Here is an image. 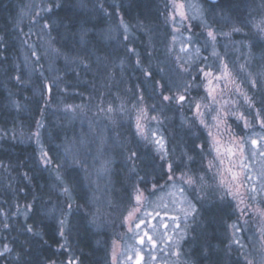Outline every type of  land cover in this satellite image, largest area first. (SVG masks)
<instances>
[{
	"label": "rangeland",
	"instance_id": "rangeland-1",
	"mask_svg": "<svg viewBox=\"0 0 264 264\" xmlns=\"http://www.w3.org/2000/svg\"><path fill=\"white\" fill-rule=\"evenodd\" d=\"M93 1L103 21L94 32L100 55L91 52L94 60L85 63L77 57L66 59L69 73L76 74L79 63L89 72L68 81L70 88L55 65V58L63 54L52 44L48 22L60 0L14 3L15 52L5 63L0 36V65L8 67V83L30 89L32 97L22 95L21 100L13 86L6 103L15 114L10 121L17 124L5 129L0 125V138L31 145L39 163L69 189L62 166L48 164L52 159L44 142L43 118L48 113L63 122L76 121L78 132L71 131L61 142L69 158L60 164L77 170L86 188L93 186L87 199L94 203L88 228L105 233L97 244L107 264H264V0H242L240 11L230 10L238 16L204 0H152L155 22L149 28L140 19L125 18L114 5L110 9L105 0ZM84 4L75 0L72 6ZM138 46L146 50L145 65ZM107 51L110 56H105ZM137 71L142 77L155 72L148 95L125 84L122 73L133 78ZM32 98L38 112L32 108L34 100L28 109ZM162 107L173 109L169 120H175L181 134L169 128ZM184 134L191 140L190 151L182 142ZM145 158L149 162L144 172ZM162 166L164 174L154 177ZM112 176L122 181L112 183ZM189 178L191 184L186 182ZM73 198L70 194L71 205ZM25 206L17 203L11 216L26 222ZM185 211L191 215L186 217ZM211 212L218 219L210 232ZM5 213L0 209V221ZM66 219H61L63 233L68 230ZM208 244L219 256L217 262L208 258ZM7 246L11 251L5 256L15 259ZM70 258L76 259L68 253L64 260L47 264H67Z\"/></svg>",
	"mask_w": 264,
	"mask_h": 264
},
{
	"label": "trees",
	"instance_id": "trees-1",
	"mask_svg": "<svg viewBox=\"0 0 264 264\" xmlns=\"http://www.w3.org/2000/svg\"><path fill=\"white\" fill-rule=\"evenodd\" d=\"M73 1L75 0H60L57 9L52 11L48 18L52 44L63 54V58L59 56L55 58V65L59 71L63 72L64 79L62 83L66 86L71 85L70 82L72 80L75 81L76 77H85L89 73L85 68L80 66V63L75 70L77 71L76 74L69 73L68 68L70 65L66 59L77 57L85 63L94 60L93 57L95 58V56L91 52L95 51L98 56L100 55L99 46L96 45L97 35L94 32L97 29V25H99L97 23L101 24L103 22L98 10L95 8L96 5L93 8V0H80L86 3L81 8H73ZM204 1L210 6L218 4L220 8L224 7L225 12L229 14L232 8H237L236 10L240 11L238 6L242 0ZM16 2H19V0H0V36L4 44L2 53L5 57V63L10 60L11 53L15 52V42H12V35H14L15 30H13L12 23L14 19L13 5ZM104 2L109 8L114 5L129 20L140 19L145 28H149L150 24L155 22L152 0H105ZM115 7H111L110 9H115ZM230 14L233 16L239 15L234 13V11ZM78 22H80L79 27L77 26ZM136 50L138 57L141 58V65H145L148 57L146 50L142 46L136 47ZM106 54L110 56L108 51L105 53V56ZM122 54L121 50L120 55L125 59ZM117 55L119 56L118 53ZM133 68H135L134 65ZM124 72H127V70L125 69ZM154 73L150 72L148 76L142 77L139 71L134 72L133 78L135 80L130 76L131 73L122 74L125 84L129 88L132 87L131 89L133 90L139 88L143 95H148L146 92L147 87H150L149 89L154 88ZM86 77L87 80L92 79V77ZM68 81H70V84ZM8 82V67L0 65V125L3 129L17 124L10 121L12 117L14 118L15 114L10 113L13 107H9L6 103V100L10 99L9 95L12 92L13 86L21 94V100L23 99L22 95L32 97L30 89L14 84L11 85ZM83 83L86 84L87 81ZM51 93V98L56 100V92L51 91ZM154 93L156 94V92ZM32 100H34L32 108L38 112L39 105L34 98L27 102L28 109L29 102ZM44 109H46V105L43 106ZM160 109L162 116L170 123L169 128L172 127L173 131L181 134L180 130L182 129L177 126L175 127V120H169V114L173 113V109L167 107ZM26 111L22 110L20 112L26 113ZM43 119L44 142L48 155L52 159V162L48 164L58 163L59 166H62L60 167V171L63 172L70 192L69 194L63 193L61 183L57 178H54L53 172L50 174L49 168L41 165L37 157L35 158L31 145L16 139L12 141L10 138H0V209L6 211L5 214L1 215L3 218L0 221L2 222L1 234L7 245L12 248V252L16 253L15 259H12L10 256L0 258V264H47L51 259L57 261L64 260L68 253H72L79 264H107L104 260L102 246L97 244L105 233H100L94 227H92L93 231L88 228V215L92 214L91 206L94 203H92V200L88 201L87 199L88 193L90 195L92 193L93 186L89 185L86 188V181L79 179V172L77 170H65V168H68L67 164H60L67 162L69 158L68 152H65V148L61 146L62 140L70 138L71 131L74 130V133L78 132L77 127L80 126H77L76 121L74 123H71L70 120L63 122L57 116L54 117L48 113L44 115ZM72 126H76V128L73 129ZM82 130L86 131L83 127ZM175 138L174 140H179L178 136H175ZM183 138L184 141L182 142L185 145L191 144L190 139L185 140V134ZM186 148L187 151H190L191 145H188ZM146 158L141 161L144 164V168H141L144 172L147 171L146 166L149 162ZM3 170H6L9 174H1ZM163 170L162 166L158 171H154L152 175L154 174V177H161L164 174ZM120 179V176L119 178L115 176L111 177L112 183H119L122 181ZM70 194L74 197L75 202H73L74 204L71 205V208H69V204H71L69 199ZM22 202L26 205L24 208H29L26 222L11 216L15 205ZM207 212H210V209H207ZM214 212H211L212 215H209L212 220V223L209 224L210 232L215 230L217 225L213 221L218 219L215 217ZM65 216L66 220H68V230L63 233L64 236L62 237L60 234L62 230L60 221ZM27 226H31L33 232H38L39 235H33V233L25 231L24 227L26 228ZM63 238L66 243L65 247L62 246ZM207 249L206 254L209 255L208 258L217 262L219 256L215 254L210 244H208ZM18 256L20 257L19 260H17Z\"/></svg>",
	"mask_w": 264,
	"mask_h": 264
},
{
	"label": "snow or ice",
	"instance_id": "snow-or-ice-1",
	"mask_svg": "<svg viewBox=\"0 0 264 264\" xmlns=\"http://www.w3.org/2000/svg\"><path fill=\"white\" fill-rule=\"evenodd\" d=\"M46 10H47V11H50L51 9L49 8V9H46ZM181 15H183V13H181ZM45 27H48V25L45 24ZM233 30H234V31H240V29H236V28H234ZM85 34H86V33H85ZM208 35H209L210 37H212L213 39H215V36L213 35V33H212L211 31L208 32ZM82 38H83V35H82ZM204 75H205V76H208L209 73L205 72ZM17 79L19 80L20 77H17ZM252 83H253V87H256V86H257L255 81H253ZM49 91H50V89H49ZM163 99H164V100H169L170 97H168V96H164ZM172 99H175V98L173 97ZM179 100H180V101H184V100H185V96L181 95V96L179 97ZM69 108H71V106H69ZM196 108H197V110H199L200 105L197 104V105H196ZM259 115H260V114H259V112H258V113H257V116H259ZM241 118H242V117H241ZM153 119H155V117H153ZM201 123H203V120H201ZM245 126H246V127L248 126L247 123H246ZM261 126L264 127V121L261 122ZM138 127H139V125H138ZM256 143H257L256 140H252V144H256ZM45 155H46V154H45ZM132 156L135 157V156H136V153L133 152V153H132ZM134 170H135V169H133V171H134ZM168 170H169V173L172 172V165H171V164L168 165ZM57 178L59 179V176H58ZM168 178L171 180L173 177H172V175H169ZM186 182L189 183V184H191L193 181L191 180V178H189ZM63 191L67 193V192L69 191V189H68V188H64ZM181 191H182V190H181ZM229 194L231 195L232 193H229ZM140 200H141V195L138 194V195L136 196L137 204H139ZM29 207H31V206H29ZM69 208H71V204H69ZM190 208H191V205H190ZM191 211H195V209H194V208H191ZM191 211H185V216L187 217V216L191 215ZM132 216H133V211H130V212H129V217H132ZM173 219H175V218H173ZM60 224H61V226L63 227V225H64V221L61 220V221H60ZM5 227H7V225H5ZM136 227H140V225L137 224ZM233 227H234V226H233ZM24 230L27 231V232H29V233H33V235H39L38 232H33V228H32L31 226H27ZM60 234H61V236H63V232H62V231H61ZM146 235H147V234H146ZM149 240L151 241V237H149ZM141 242L143 243V241H141ZM153 243H154V242H153ZM237 243H238V241H237ZM10 251H11V249H9L7 245H5V246H4V251H0V258H4V257H5V253H6V252H10ZM19 259H20V257L18 256V257H17V260H19ZM52 264H55V262H52ZM67 264H77V261H76V259H72V258H70V259L67 261ZM246 264H252V262H251V261H246Z\"/></svg>",
	"mask_w": 264,
	"mask_h": 264
}]
</instances>
